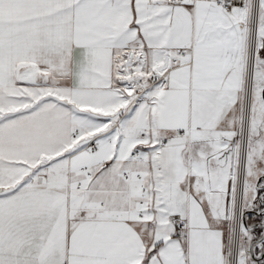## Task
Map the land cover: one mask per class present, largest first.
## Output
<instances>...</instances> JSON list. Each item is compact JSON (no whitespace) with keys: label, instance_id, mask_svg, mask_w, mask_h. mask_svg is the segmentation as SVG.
<instances>
[{"label":"snow or ice","instance_id":"obj_1","mask_svg":"<svg viewBox=\"0 0 264 264\" xmlns=\"http://www.w3.org/2000/svg\"><path fill=\"white\" fill-rule=\"evenodd\" d=\"M0 264H264V0H0Z\"/></svg>","mask_w":264,"mask_h":264}]
</instances>
